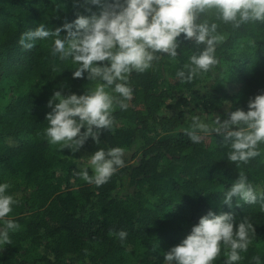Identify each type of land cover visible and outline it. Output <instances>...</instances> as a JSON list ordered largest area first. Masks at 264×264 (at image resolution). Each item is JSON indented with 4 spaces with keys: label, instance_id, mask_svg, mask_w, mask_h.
Instances as JSON below:
<instances>
[{
    "label": "trees",
    "instance_id": "trees-1",
    "mask_svg": "<svg viewBox=\"0 0 264 264\" xmlns=\"http://www.w3.org/2000/svg\"><path fill=\"white\" fill-rule=\"evenodd\" d=\"M77 13L88 14L72 0H0V183H9L18 201L6 219L20 225L0 249V264H163V253L210 209L253 225L238 264L264 261V198L223 203L240 173L264 194V145L260 156L235 164L222 136L196 144L185 134L194 116L226 119L225 108L246 110L249 98L264 91V23L234 28L214 12L202 16L224 37L218 64L182 83L177 70L203 48L182 34L175 59L162 55L149 70L131 74L132 99L126 110L115 108L100 144L88 138L75 150L49 143L47 101L56 90L81 94L95 82L72 77L75 65L52 55L51 37L27 51L19 40L40 23L54 30ZM98 147L125 150V166L99 187L79 175ZM119 230L128 233L123 242ZM227 251L222 246L215 264H224Z\"/></svg>",
    "mask_w": 264,
    "mask_h": 264
},
{
    "label": "clouds",
    "instance_id": "clouds-1",
    "mask_svg": "<svg viewBox=\"0 0 264 264\" xmlns=\"http://www.w3.org/2000/svg\"><path fill=\"white\" fill-rule=\"evenodd\" d=\"M72 3L88 14L77 13L73 20L54 30L40 23L19 40L27 51L36 41L51 37L52 55L62 61L71 60L75 65L72 77L95 82L94 87L85 88L81 94L56 90L47 101L50 111L45 114L48 124L45 132L49 143L60 144L62 149L77 150L88 138L99 145L101 130L114 125L115 108H128L127 101L133 96L131 74L149 70L162 55L175 59L182 40L203 45L177 70L176 77L182 83L214 68L218 64L216 47L224 37L217 32V23L201 19L205 14L214 12L218 20L234 28L249 22L264 23V0H72ZM89 6L97 10L92 11ZM225 114L227 118L223 120L215 114L211 123L194 116L185 134L196 144L213 133L222 136L230 148L226 157L235 164L260 156V147L264 145V91L249 98L246 110H232L230 106L225 108ZM124 156L121 147L107 150L98 147L87 156V167L79 175L89 184L102 186L125 166ZM10 187L7 182L0 183V249L11 244L10 233L20 228L14 219H6L18 203L9 193ZM233 197L255 204L264 194L258 193L240 173L224 194L223 203L229 208ZM254 233L251 223L247 220L237 223L231 211L216 214L210 209L178 244L163 253V264H215L222 246L228 249L224 264H238L243 259L241 253L247 252L252 244ZM116 235L123 242L128 233L119 230ZM253 260L254 264H264L259 256Z\"/></svg>",
    "mask_w": 264,
    "mask_h": 264
},
{
    "label": "rangeland",
    "instance_id": "rangeland-1",
    "mask_svg": "<svg viewBox=\"0 0 264 264\" xmlns=\"http://www.w3.org/2000/svg\"><path fill=\"white\" fill-rule=\"evenodd\" d=\"M87 159V158H86Z\"/></svg>",
    "mask_w": 264,
    "mask_h": 264
}]
</instances>
